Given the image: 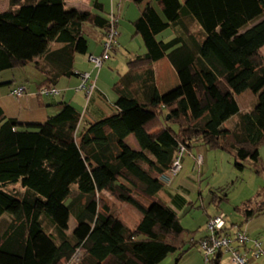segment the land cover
Returning <instances> with one entry per match:
<instances>
[{
	"label": "trees",
	"instance_id": "1",
	"mask_svg": "<svg viewBox=\"0 0 264 264\" xmlns=\"http://www.w3.org/2000/svg\"><path fill=\"white\" fill-rule=\"evenodd\" d=\"M93 7L103 12L97 1ZM96 11L64 0H9L0 12V72L32 63L43 77L37 88L79 76L73 61L87 52L85 26L109 29ZM132 25L144 52L114 82L113 113L84 123L62 102L43 123H19L0 110V264H65L77 252V264L180 256L206 236L186 238L174 207L158 196L180 146L182 157L197 144L220 148L235 168L264 173V0H148ZM167 28L173 36L159 39ZM163 57L178 83L160 92L151 63ZM245 91L255 98L249 110L237 100ZM104 193L135 209L138 223L128 227ZM254 203L239 209L245 220L264 213ZM221 254L207 264H219Z\"/></svg>",
	"mask_w": 264,
	"mask_h": 264
},
{
	"label": "rangeland",
	"instance_id": "2",
	"mask_svg": "<svg viewBox=\"0 0 264 264\" xmlns=\"http://www.w3.org/2000/svg\"><path fill=\"white\" fill-rule=\"evenodd\" d=\"M79 1L77 0V2ZM109 1H100L105 4L104 11L101 13L108 17L114 14L116 18L120 19V24H117V30L121 35V40H119V44H113L109 57L103 62L102 67H100L102 68L101 82L106 87L108 85L107 88H111L118 76L127 71V60L133 54H140L144 51L140 36L134 34L132 20L137 18L139 8L148 0H118L115 1L114 5L108 7ZM153 4L156 6L154 2ZM8 7L9 0H0V10L7 9ZM167 33H171L169 28L163 30L157 37L162 39ZM169 38L165 37L163 39L168 40ZM261 53L264 56V49L261 50ZM94 70V73H96L97 68ZM173 74L175 75L174 72ZM164 77L167 79L166 88H172L173 83L168 74L164 75ZM110 94L113 95L114 93L111 91ZM237 100L241 110H249L255 98L250 91H245L238 95ZM232 124L233 121L230 120L226 126ZM170 126L173 130L177 128L175 123H170ZM126 142L132 148L137 149L133 137H128ZM205 149L206 152H202V164L193 166L189 161V164L185 168V164L181 163L183 171L186 170L183 173V177L188 175L190 178H183L182 186L184 190L179 191L186 202L179 206L171 204L176 211L181 225L185 229L186 238L192 236L195 240H198L206 233V220L208 216L224 213L226 232L229 236L234 237L238 230H241L250 238L258 237L261 247L264 249V213L245 220L242 212L239 210L250 199L255 200V207H257L256 204L260 205L264 202V173L257 174L249 165L239 170L233 166L234 158L229 152L220 148L206 147ZM259 158L264 161V141L259 145ZM162 191L158 193L161 198L163 197ZM223 193H226V199H220ZM103 195L108 201L111 210L127 226L134 227L138 223L140 215L135 209L123 202L116 201L107 193ZM72 227L73 220L71 219L69 230ZM184 250L186 251L180 256V252L178 251L168 254L158 264H207L198 244L191 247L185 246ZM260 259L261 257L258 258V260ZM220 264H230V254L228 252L221 254Z\"/></svg>",
	"mask_w": 264,
	"mask_h": 264
},
{
	"label": "crops",
	"instance_id": "3",
	"mask_svg": "<svg viewBox=\"0 0 264 264\" xmlns=\"http://www.w3.org/2000/svg\"><path fill=\"white\" fill-rule=\"evenodd\" d=\"M64 1L67 7H74L80 10L96 11L95 7H93L94 1H97L98 3L101 4L103 11L105 8V4L100 2L101 0L100 1L78 0L79 2H77V0H64ZM115 1L118 0H110L108 2V7L114 5ZM146 2L143 3V6L146 4ZM143 6L139 8V12L143 8ZM1 11H3V9L0 10V12ZM98 13L102 15L101 12ZM104 17L109 18L108 16H104ZM116 19L120 24V19L119 18ZM134 20H132V22ZM84 29L88 41L87 52L85 54H75L73 61V68L74 71H77L78 73L87 72L92 77L95 78L96 87L92 95L90 96L89 100H86L85 94L82 91H78L75 89L80 82V77L76 75H72L70 77L63 76L58 80V82L54 86L59 90L58 94L55 95L39 94L37 92L39 89L37 88V84L42 81L43 79L42 74L33 66L32 63H28L23 67H19L13 70H4L0 72V110H2L5 117L16 119L19 123H43L48 117L56 114L59 111L62 102H67L70 103L72 106H74L75 109L81 114V122L84 123L94 122L115 111L114 101L116 99V93L113 90V84L117 79L113 82L111 88H107L108 85L107 87L104 86V84H102L101 82L102 68L99 67L97 69V72L94 73L95 67L93 63L89 60V55L98 56L102 52V41L104 39L103 31L100 28L89 24L86 25ZM172 36L173 33L171 31V33H167L166 36H164L163 38L164 39L165 37L171 38ZM119 40H121V35L118 32V37L115 43L119 44ZM151 66L153 67L155 73V82L160 92H164L170 88V87L166 88L167 86L165 84H167L166 83L167 79L164 77V75L168 74L169 78L171 79V82L173 83L172 84L173 86L178 83L177 75L166 57H163L155 62H152ZM173 72L175 73L176 77L173 74ZM18 85H25L27 88V94L20 97H15L11 95L10 89ZM110 90L112 91V93H114L113 95L110 94L111 92ZM230 120L234 122V117L233 119ZM128 137H132V136H128ZM205 148L206 147L204 145L197 144L190 150L186 151V153L182 157V164H185V168L189 164V161L193 164V166L200 165L196 163L195 155H197L198 153L202 155L203 154L202 152H206ZM202 159H203V155H202ZM184 172H186V170L183 171V168H181L180 171L173 177L171 181V184L172 182L173 184L166 186L162 191L163 197L162 198L160 197V199H162L169 205L171 204L173 205L174 201L179 202L180 205L186 202L184 197L179 192L180 190L181 191L184 190L182 186V183L184 181L183 178H189L188 175H185L183 177ZM261 205L264 206V202H262ZM69 225H70V221H69ZM73 226H74V222H73ZM248 238L257 239L259 241L258 237L250 238L248 236ZM251 244H252L251 241H249L246 247L249 248V245L251 247L252 246ZM249 260L250 262H260V260H254L252 258H249Z\"/></svg>",
	"mask_w": 264,
	"mask_h": 264
},
{
	"label": "built area",
	"instance_id": "4",
	"mask_svg": "<svg viewBox=\"0 0 264 264\" xmlns=\"http://www.w3.org/2000/svg\"><path fill=\"white\" fill-rule=\"evenodd\" d=\"M109 23V29L104 34V39L102 41V52L98 56L89 55V60L97 69L101 67L103 62L109 57V52L118 36L117 19L114 14L110 15ZM79 77L80 82L75 89L82 91L85 94L86 100H89L96 87L95 78L87 72L79 73ZM37 92L41 95H55L59 93V90L56 87L43 86L39 88ZM10 94L15 97L23 96L27 94V88L25 85H18L10 89ZM184 151L183 146L178 148L171 166L160 176V181L164 186H169L173 177L180 171L182 163L181 158ZM202 160V155L198 153L195 156L196 163L201 164ZM224 226V213L212 216L206 222V236L198 242L206 263L216 253L228 252L230 254V264H264V249H262L257 239H249L244 232L239 230L234 237H231L227 234L226 230H224ZM249 241H251L252 246L247 248L246 245ZM79 257L80 252H77L72 259L65 264H77ZM259 257H261L260 262H250L249 260V258L258 260Z\"/></svg>",
	"mask_w": 264,
	"mask_h": 264
}]
</instances>
